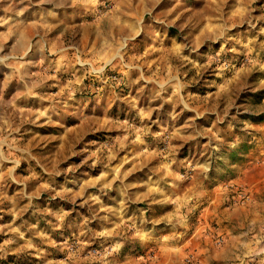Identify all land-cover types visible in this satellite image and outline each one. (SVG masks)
I'll return each mask as SVG.
<instances>
[{
    "label": "rangeland",
    "instance_id": "rangeland-1",
    "mask_svg": "<svg viewBox=\"0 0 264 264\" xmlns=\"http://www.w3.org/2000/svg\"><path fill=\"white\" fill-rule=\"evenodd\" d=\"M263 150L264 0H0V264H264Z\"/></svg>",
    "mask_w": 264,
    "mask_h": 264
},
{
    "label": "crops",
    "instance_id": "crops-1",
    "mask_svg": "<svg viewBox=\"0 0 264 264\" xmlns=\"http://www.w3.org/2000/svg\"><path fill=\"white\" fill-rule=\"evenodd\" d=\"M256 164L258 166H254ZM254 165H246L243 175L236 179L237 183L245 185L248 190L245 203L220 207V220L225 223L224 228L228 231L226 242L220 251L231 250V244L235 237L229 232L233 227L247 226L252 229L264 227V156L260 157ZM254 168H257V171H254Z\"/></svg>",
    "mask_w": 264,
    "mask_h": 264
}]
</instances>
